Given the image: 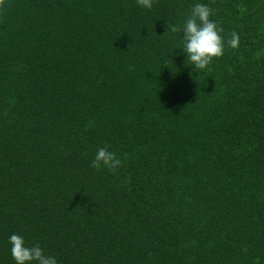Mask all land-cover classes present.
I'll list each match as a JSON object with an SVG mask.
<instances>
[{"label":"trees","instance_id":"16d2710c","mask_svg":"<svg viewBox=\"0 0 264 264\" xmlns=\"http://www.w3.org/2000/svg\"><path fill=\"white\" fill-rule=\"evenodd\" d=\"M197 3L224 29L203 70ZM12 234L58 264H264V0H5L0 264Z\"/></svg>","mask_w":264,"mask_h":264},{"label":"clouds","instance_id":"9594fccd","mask_svg":"<svg viewBox=\"0 0 264 264\" xmlns=\"http://www.w3.org/2000/svg\"><path fill=\"white\" fill-rule=\"evenodd\" d=\"M137 3L145 8L151 9L153 0H137ZM5 0H0V13H2ZM212 9L203 3H197L192 7L191 15L183 25V49L187 54V61L196 69L207 68L212 60L224 54L225 41L222 33L224 31L218 22L210 19ZM171 32L181 31L179 25H172ZM167 31L169 28L167 26ZM166 31V32H167ZM227 41L232 48L239 46V35L235 31L230 34ZM122 161L115 152L109 151V147H101L97 150L91 166L99 169L101 165L106 166L109 171L115 173ZM11 244V256L16 264H58L56 257L46 255L39 243L34 246H26L24 238L19 234L9 237ZM247 251V249H244Z\"/></svg>","mask_w":264,"mask_h":264}]
</instances>
